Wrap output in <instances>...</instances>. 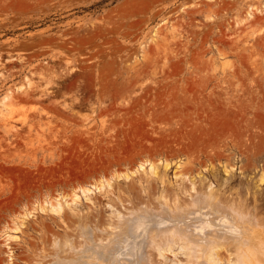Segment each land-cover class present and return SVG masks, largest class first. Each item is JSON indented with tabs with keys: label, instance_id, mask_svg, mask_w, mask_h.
Wrapping results in <instances>:
<instances>
[{
	"label": "rangeland",
	"instance_id": "obj_1",
	"mask_svg": "<svg viewBox=\"0 0 264 264\" xmlns=\"http://www.w3.org/2000/svg\"><path fill=\"white\" fill-rule=\"evenodd\" d=\"M208 196L263 258L264 0H0V264ZM177 240L149 258L189 264Z\"/></svg>",
	"mask_w": 264,
	"mask_h": 264
},
{
	"label": "bare ground",
	"instance_id": "obj_2",
	"mask_svg": "<svg viewBox=\"0 0 264 264\" xmlns=\"http://www.w3.org/2000/svg\"><path fill=\"white\" fill-rule=\"evenodd\" d=\"M205 201L203 200V204H200L199 201H197L199 204L193 203L195 205L186 207L181 206L176 210L173 209L174 211L171 209V212L168 213L163 211L160 213L159 210V212L157 211L158 214H155V211V213L146 210L141 213L137 211V213L135 212L133 215L126 217L125 220H123V223L120 221V225L118 223L114 226V230L118 229L122 224H124L122 226H125L126 228L124 229L121 227L120 231L118 230L119 232H111V234L107 236L108 238L105 239L106 241H109L108 243L103 242L98 244V247L92 251H87L85 248L77 255L71 254L74 258L68 260L66 257L67 261L63 264H163L164 261H159V258L157 259L159 262L154 261L152 255L151 258H149L150 254L154 255V251L151 250L153 252L151 253V251L148 250L155 249L157 253L156 255L167 260L164 256L165 252H170L172 247L178 242L177 239L180 238H184L185 244H187L189 257V261L188 259L187 261L189 264H222L224 260H226L224 254L227 250H230V245L234 246L233 251H235L234 253L237 258L234 264H264V253L262 254L263 258L257 256L258 254H261L260 251L263 248H260L257 244L258 242L253 239H257L258 237L254 236L256 229L253 225L255 223L252 224L251 221V223L247 224L244 221L248 222L249 220L245 219L242 222H238L239 219L236 218L231 210L229 211V209L227 210L220 205H216V202L214 203L211 201L209 196ZM254 226L256 227V225ZM110 227L112 226L110 225ZM253 228L255 230L252 231ZM151 233H153V237H156L157 234H163L167 239L165 240L163 238L164 241L162 239L159 241L158 237H156L157 239H152L153 241H151L155 242V247L153 246L154 248H150L149 246L147 250L146 247H148V244L146 239L152 235ZM252 236L253 240L251 239ZM259 238H261L262 241H260V239L257 241L264 242V238ZM155 240H157L158 243H156L157 241ZM127 243H131L128 244L129 246L134 244L138 248L134 249L133 253H130L129 249L131 246H128L129 249L127 251L129 252H124L126 251ZM122 249L125 250L123 251ZM256 249H258V251L260 250V253ZM110 250L114 251V255L110 254ZM147 252H150V254ZM165 262L167 263L169 261L167 260ZM52 264L61 263L54 261ZM176 264L178 263L176 262Z\"/></svg>",
	"mask_w": 264,
	"mask_h": 264
}]
</instances>
